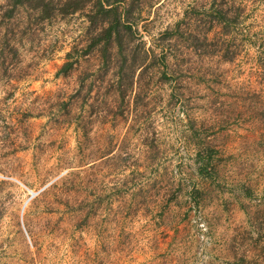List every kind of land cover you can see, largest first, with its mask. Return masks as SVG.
<instances>
[{"label":"rangeland","instance_id":"1","mask_svg":"<svg viewBox=\"0 0 264 264\" xmlns=\"http://www.w3.org/2000/svg\"><path fill=\"white\" fill-rule=\"evenodd\" d=\"M211 1L103 0L123 54L0 0V264H264V0Z\"/></svg>","mask_w":264,"mask_h":264},{"label":"trees","instance_id":"2","mask_svg":"<svg viewBox=\"0 0 264 264\" xmlns=\"http://www.w3.org/2000/svg\"><path fill=\"white\" fill-rule=\"evenodd\" d=\"M112 2L118 3V0H112ZM224 2L225 0L211 1L209 12L211 18L210 27L213 28L219 26L225 30H229L231 26L237 22L238 14L236 17H232L230 12H228L227 9H224ZM9 3L11 5V9H8L7 12L5 11V14L4 16L2 15L1 19L5 17L7 19L12 18L15 15V12L19 9L33 14V16L40 20L51 19L52 17L57 16L63 17L66 15L75 14L77 12L87 13L86 15L89 19L88 21L96 28L98 33L97 36H99L98 38L104 40L105 44L114 46L117 52L123 54H125L128 49V47L125 46L128 44V41L127 43L124 42L123 35H127L128 37L129 35L131 36L134 34L130 26L124 23L126 20H130V17L132 16V5H127V7L123 8L122 11H119L117 6H110L108 5V2L103 3V0H9ZM232 3H234V0H231V4ZM89 8L93 9L94 12L92 13ZM241 9L242 8H240L239 5L237 6L236 11L240 12ZM19 25L20 23L16 26L14 24L7 23L4 25L5 31L7 33H14L15 27L18 28ZM186 25L188 26V22ZM22 29L24 30L23 33H25L26 30H29L26 29V27ZM180 29L181 28L178 23L174 30L165 32L164 36L166 37V40L170 41L173 39L175 33H179ZM16 31H18V29ZM208 31L209 30H206V33ZM206 33L203 35L205 39ZM187 37L189 39H195L198 36L194 33H188ZM143 54L148 56V50H143ZM155 57L156 56L153 54V58ZM134 61L135 59H133V62ZM134 63L137 66V62L135 61ZM71 68L72 64L70 62H65L60 68V72L65 76Z\"/></svg>","mask_w":264,"mask_h":264}]
</instances>
